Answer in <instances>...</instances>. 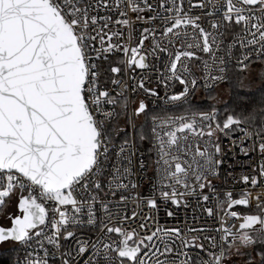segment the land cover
Returning <instances> with one entry per match:
<instances>
[{
	"label": "snow or ice",
	"instance_id": "snow-or-ice-1",
	"mask_svg": "<svg viewBox=\"0 0 264 264\" xmlns=\"http://www.w3.org/2000/svg\"><path fill=\"white\" fill-rule=\"evenodd\" d=\"M0 220V264H264V0H0Z\"/></svg>",
	"mask_w": 264,
	"mask_h": 264
},
{
	"label": "built area",
	"instance_id": "built-area-1",
	"mask_svg": "<svg viewBox=\"0 0 264 264\" xmlns=\"http://www.w3.org/2000/svg\"><path fill=\"white\" fill-rule=\"evenodd\" d=\"M129 15H132L131 13H129ZM135 43V42H134ZM146 44H147V42H146ZM133 46H134V44H133ZM178 90H180V86L179 85H177V87L175 88V89H173L172 91H178ZM161 94L163 95V92H161ZM195 101H193V103H194ZM174 114H179V110H175V113ZM240 159H247V157H244V156H240L239 157ZM243 185H238V188L239 187H242ZM146 189H147V186H145V191H146ZM254 192H255V190H254ZM239 207H242L243 208V206H239Z\"/></svg>",
	"mask_w": 264,
	"mask_h": 264
},
{
	"label": "rangeland",
	"instance_id": "rangeland-1",
	"mask_svg": "<svg viewBox=\"0 0 264 264\" xmlns=\"http://www.w3.org/2000/svg\"><path fill=\"white\" fill-rule=\"evenodd\" d=\"M197 103L201 104V103H203V102H202V101H200V102L195 101L193 104L195 105V104H197ZM240 208H241V210H243L242 207H240ZM2 223H4V221L0 220V224H2ZM239 259H240V258H236L237 261H239Z\"/></svg>",
	"mask_w": 264,
	"mask_h": 264
},
{
	"label": "trees",
	"instance_id": "trees-1",
	"mask_svg": "<svg viewBox=\"0 0 264 264\" xmlns=\"http://www.w3.org/2000/svg\"><path fill=\"white\" fill-rule=\"evenodd\" d=\"M200 106H203V103L199 104Z\"/></svg>",
	"mask_w": 264,
	"mask_h": 264
}]
</instances>
